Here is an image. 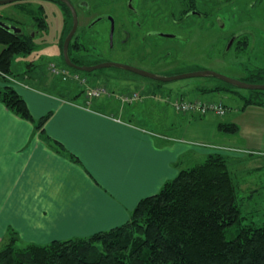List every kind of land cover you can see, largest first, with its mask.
I'll return each instance as SVG.
<instances>
[{
	"label": "crops",
	"instance_id": "crops-1",
	"mask_svg": "<svg viewBox=\"0 0 264 264\" xmlns=\"http://www.w3.org/2000/svg\"><path fill=\"white\" fill-rule=\"evenodd\" d=\"M4 47L0 43V54ZM27 79L14 86L34 121L0 101V242L10 230L36 243L109 230L127 223L143 198L156 194L181 168L217 151L213 147L229 144L241 149L239 155L264 154V104L246 105L241 93L244 103L224 102L226 118L173 116L169 92L161 103L154 92L142 93L144 100L136 103L107 95L90 101L84 90L66 96L39 87V78ZM204 85L193 88L202 93ZM222 121L239 131L221 132Z\"/></svg>",
	"mask_w": 264,
	"mask_h": 264
},
{
	"label": "trees",
	"instance_id": "trees-1",
	"mask_svg": "<svg viewBox=\"0 0 264 264\" xmlns=\"http://www.w3.org/2000/svg\"><path fill=\"white\" fill-rule=\"evenodd\" d=\"M190 2L194 8L195 0ZM12 40L0 29V43L5 46L0 54V101L16 115L34 121L9 78L15 55L34 48ZM221 86L210 91L232 90ZM245 102L264 104V95L248 96ZM51 115L41 117L37 128L42 130ZM218 129L234 134L239 126L222 121ZM253 196L251 192L247 200ZM242 199L228 154L213 152L203 163L181 168L156 194L143 198L123 225L48 243L23 241L10 230L0 243V264H264V222H247Z\"/></svg>",
	"mask_w": 264,
	"mask_h": 264
},
{
	"label": "rangeland",
	"instance_id": "rangeland-1",
	"mask_svg": "<svg viewBox=\"0 0 264 264\" xmlns=\"http://www.w3.org/2000/svg\"><path fill=\"white\" fill-rule=\"evenodd\" d=\"M17 2L18 1L0 4V8L6 9L16 6V4H19ZM39 2L46 4V6H53L57 12L51 11L50 8L47 9V12L50 14L48 21L50 22L51 26L50 33L47 37L48 43L44 47L35 48L29 53H18L15 55L12 66V78L18 81L16 84L19 83V79L30 82L27 78L31 75L32 77L39 78L37 79L40 80L37 82L39 87L49 91H57L60 93L62 91L69 94L66 96H71L70 94L74 93L82 94V90H84L86 93V91H88L91 87H101L102 89L104 88V90L106 89V91H103L104 93L101 95L103 97H105L104 95H107V97L117 96L124 101L123 97L126 94L136 92L140 94L139 98L135 99L133 102L136 103V101L144 100V97L141 96L142 93L154 92V94H156L154 96L158 99H155V102L161 103L160 100L163 99L162 94L165 95L168 92H170L172 95V100H176L178 98L180 99L182 97L184 99H190L191 96H195L200 93L195 88H193L195 87L196 83H206V85L202 86V93H200L201 97H204L205 99H217L222 102H226L231 106L244 103V99L239 95V93L245 96H251L250 94H253L255 91L246 88H239L213 76L188 77L160 83L156 79L145 77L143 75L115 66L104 67L91 73L78 71L81 76H86L88 81L70 78V73L71 71L73 72V69L67 67L64 64L62 57L61 41L63 38L62 31L65 27L64 15L61 13V11H59L57 7L58 5L52 2V0H33L32 3L37 5ZM197 5L198 9L203 12H207V10H209L210 13H215L217 11L215 8L216 5L211 0L208 2L206 0H198ZM94 7L91 6L90 9L92 16L98 13ZM240 11L244 16L251 15L252 19H242L239 22L238 14ZM219 12H221L220 16L226 24L224 29L216 26V24H211L210 26L208 25V23L211 21V15H208V17L202 21L200 18L197 19L196 16H188V20L186 21V29L179 30L184 35H186V49L182 50L181 44L179 42L175 41L170 43L174 46V48L177 49V57L170 59V62H173V64L169 65L168 69H164L161 66L154 67L153 65L149 64L142 65L140 64L141 60L136 61V59L131 60L130 63L132 64H130L127 63L130 60L128 58H124V56H113V58L109 59L121 63L126 62L127 64L133 66L138 65L137 67L141 66L139 68L154 72L155 74L158 73V75H174L181 70H186V73L210 70L230 76L232 78L243 80L248 83L264 85V44L260 46L261 48H256L252 51H250L251 48L247 50H238L236 48V43L230 47L226 37V35L231 30L233 31V29L238 27L251 24L253 26L251 29H253L258 35L257 42L263 43L264 3L258 0H240L235 2V5L230 4L222 7ZM79 15L80 28H82L86 25V22L91 17L85 18L81 10ZM103 24L105 25L103 22L98 25L99 27H103ZM163 29L167 30L166 28ZM163 49L164 47H161L158 50ZM155 51L157 53L150 54L147 59L152 61L153 58H156L155 55H161L162 51H157V49H155ZM136 58L139 59L138 56ZM154 65L158 66L159 64L155 63ZM244 66L247 68V72L245 70H243L244 72L241 70V68L244 69ZM61 68H66L68 70L66 76L64 74L54 73V70L57 72L58 69ZM117 75H121L122 77ZM130 78H135L137 84L127 81ZM158 82L163 86L160 88V90H157L155 87ZM220 85H228L237 91L227 90L221 94L216 91H210L211 89L222 87ZM151 86H153V88H151ZM179 87L182 88L179 89ZM217 91L221 90L217 89ZM255 94L257 96H263L264 92L255 91L254 95ZM95 98L98 97H93L91 100ZM167 107L169 109L170 115H187L177 112L172 104L170 106L168 104ZM152 109L155 110L156 108L152 107ZM227 117H229V115ZM221 118H226V116L224 115ZM213 148H216L217 150L214 152L228 154L230 160V169L233 173V177L238 188V193L241 195V197H244L241 202L243 203L244 213L247 214V222L254 220L264 222V154H251L249 153L250 151H243L241 153L244 155H239L237 152L241 149L229 144L224 146L218 145ZM234 153L238 155H234ZM204 160L205 158H202L201 160H197V162H193V164L190 165L195 166L199 163H203ZM251 192H253L254 196L252 199L247 200Z\"/></svg>",
	"mask_w": 264,
	"mask_h": 264
},
{
	"label": "flooded vegetation",
	"instance_id": "flooded-vegetation-1",
	"mask_svg": "<svg viewBox=\"0 0 264 264\" xmlns=\"http://www.w3.org/2000/svg\"><path fill=\"white\" fill-rule=\"evenodd\" d=\"M16 1L19 3L16 4V6L6 9L0 8V24L7 23L13 26L14 29H5L1 26L0 29L8 31L11 37H13L12 41L14 42H27L34 49L44 47L48 43L47 37L51 27L48 21L50 14L47 12V9L50 8L53 12L57 11L53 6H46V4L41 2L36 5L32 3L33 0ZM190 1L191 0H52V2L58 5L54 4L64 15L65 27L62 31L63 38L61 41L63 62L71 69L84 71L69 65L65 55L66 40L73 31L75 20H77V26L68 45V57L75 66L92 67L109 62L121 63L112 61V59L109 58H113V56H124V58L130 60L127 63L136 59V61L141 60L140 64L142 65L149 64L154 67L161 66L164 69H168L169 65L173 64V62H170V59L177 57V49L170 43L175 41L179 42L182 50L186 49V35L179 30L186 29L188 16H196L197 19L200 18L202 21L205 20L208 15H211V21L208 25L216 24V26L224 29L226 24L220 16V9L230 4L235 5V2L240 0H211L216 5L215 8L217 11L215 13H210L209 10L203 12L198 9V0H195L194 8H192V3ZM206 1L208 2L209 0ZM258 1L264 3V0ZM91 6H95L94 8L98 12L94 16H92L90 12ZM80 10L85 18L91 17L82 28H80ZM238 15L239 22L242 19H252L251 15L244 16L241 11ZM102 22L105 23V25L103 24V27H99L98 24ZM251 28H253V26L247 24L246 26L233 29V31L229 30L230 32L226 37L230 47L236 43V48L238 50H247L251 48L250 51H252L256 48H261L260 46L264 44V42H257L258 35ZM161 47H164V49L158 50ZM155 49H157V51H162L161 55H155L156 58L150 61L147 57L152 53H157ZM137 56L139 59L136 58ZM154 62L159 65H154ZM127 63L125 62L124 64ZM137 66L138 65H136V67ZM95 70L98 69L84 72L91 73ZM241 70L248 71L245 66L244 69L241 68ZM78 71H71L70 78L79 79L83 77ZM183 73H186V70L178 71L174 75ZM165 75L169 76L170 74ZM117 76L122 77L121 75ZM84 78L88 79L86 76ZM130 79L127 81L137 84L135 78L131 79L132 81ZM157 81L160 83L164 82L161 80ZM159 82L155 85L157 90L163 87ZM151 88H153V86H151ZM180 88L182 87H179V89ZM250 90L254 91L255 89ZM250 95L255 96L256 94Z\"/></svg>",
	"mask_w": 264,
	"mask_h": 264
},
{
	"label": "water",
	"instance_id": "water-1",
	"mask_svg": "<svg viewBox=\"0 0 264 264\" xmlns=\"http://www.w3.org/2000/svg\"><path fill=\"white\" fill-rule=\"evenodd\" d=\"M16 0H0V4H6V3H10ZM1 27L5 28V29H11L13 30L14 27L11 25H8L7 23L5 24H0ZM77 26V20H75V27L73 29V31L70 33V35L68 36L66 43H65V55L67 58V63L71 66H74L75 68H78L79 70H84V71H92L94 69H99L102 67H107V66H115L118 68H122L125 70H129L132 71L134 73L143 75L145 77H150L152 79H156V80H161V81H172V80H178V79H184V78H188V77H207V76H213L216 78H219L221 80H224L225 82L237 86L239 88H246V89H255V90H264V85L263 84H252V83H248L245 82L243 80L240 79H236V78H232L230 76L215 72V71H210V70H202V71H194V72H189V73H183V74H178V75H158L152 72H149L147 70L141 69L139 67L133 66V65H129V64H124V63H103V64H99V65H95V66H75L74 64L71 63V61L69 60L68 57V45H69V40L72 36V34L74 33V30Z\"/></svg>",
	"mask_w": 264,
	"mask_h": 264
},
{
	"label": "built area",
	"instance_id": "built-area-1",
	"mask_svg": "<svg viewBox=\"0 0 264 264\" xmlns=\"http://www.w3.org/2000/svg\"><path fill=\"white\" fill-rule=\"evenodd\" d=\"M54 73H58V74H64L66 76L67 74V70L66 69H58V71L56 72V70H54ZM73 76V74H72ZM75 77V76H74ZM11 79V81L17 83L18 81L12 77H9ZM73 78V77H71ZM77 79V78H74ZM78 80H87L84 77L79 78ZM106 91V89L104 90V88L102 89L101 87H91L89 88L88 91H86L87 97L88 99L91 101V98L93 97H99L101 96L104 92ZM139 98V93H129L126 94L123 99L126 102H134L135 99ZM89 101V102H90ZM173 106L175 107V109L178 112L181 113H195L198 114L200 116H204L207 115L208 113H214L218 116H224L227 111H228V107L227 105L220 101V100H206L202 97H197V98H193V99H183V98H178L176 100L173 101Z\"/></svg>",
	"mask_w": 264,
	"mask_h": 264
},
{
	"label": "bare ground",
	"instance_id": "bare-ground-1",
	"mask_svg": "<svg viewBox=\"0 0 264 264\" xmlns=\"http://www.w3.org/2000/svg\"><path fill=\"white\" fill-rule=\"evenodd\" d=\"M62 69H66V68H62ZM67 70V69H66ZM253 84V83H252ZM228 91H233V88H232V90H228ZM140 95V94H139ZM245 97H248V96H245ZM228 107V106H227ZM229 109V108H228ZM228 112V111H227ZM227 114V113H226ZM225 114V115H226Z\"/></svg>",
	"mask_w": 264,
	"mask_h": 264
}]
</instances>
